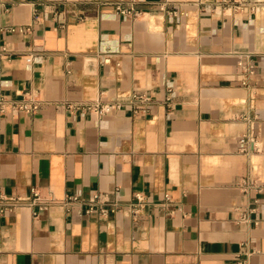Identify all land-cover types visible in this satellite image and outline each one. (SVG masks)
I'll use <instances>...</instances> for the list:
<instances>
[{"label": "crops", "instance_id": "1", "mask_svg": "<svg viewBox=\"0 0 264 264\" xmlns=\"http://www.w3.org/2000/svg\"><path fill=\"white\" fill-rule=\"evenodd\" d=\"M197 1L0 0V264H264V5Z\"/></svg>", "mask_w": 264, "mask_h": 264}, {"label": "built area", "instance_id": "2", "mask_svg": "<svg viewBox=\"0 0 264 264\" xmlns=\"http://www.w3.org/2000/svg\"><path fill=\"white\" fill-rule=\"evenodd\" d=\"M136 0H134L135 2ZM196 5L200 6L201 8H204L208 6L212 12L215 11H221L223 9H234L236 11H248L251 13H256L261 9V7L264 5V2L262 0H198L196 2ZM116 11L118 14L125 18H133V19H138L141 15V11L137 10L134 5L127 4V3H117L116 4ZM172 12L176 15L184 14L186 16L189 15L187 11L183 12L180 11L179 9L175 8L172 10ZM80 19L83 17L80 16ZM18 28L17 27H6L2 28L0 27V32L7 30V31H16ZM20 30H24V28H21ZM6 50V48H4ZM1 54V53H0ZM247 61H241L240 65L244 69V79L242 81V84L244 86H250L251 80L250 76L255 73V60L251 56V54L246 55ZM112 62L111 55H107L104 58V63L109 64ZM34 96V97H33ZM37 95H32L30 97H25L23 101L21 102H15L14 107L16 109L25 111V112H35L39 108V100L36 98ZM151 102V97L147 96L146 94H138V93H131L127 96L120 95L116 100L112 102H107V103H102V102H97L93 104H89L87 106L88 109H93L95 112H97L100 115L106 114L108 110L110 109H118L124 104H130L134 108H138L139 106L146 105ZM4 99L0 98V111H4ZM33 193V199L32 203L35 204L37 203L40 208H45L47 204L43 203L40 198L39 192L36 190V188L32 189ZM137 198L139 201L142 200V197L140 194H137ZM7 200L12 202V206H17L20 205L23 202L20 198H8ZM79 201V197L77 195L74 196H69L67 198L68 203L76 202ZM90 208L89 211H97V210H102L106 211L105 205H112V210H117L118 208V201L116 199H110L108 196L103 197L101 194H96L94 197V200L89 203Z\"/></svg>", "mask_w": 264, "mask_h": 264}]
</instances>
